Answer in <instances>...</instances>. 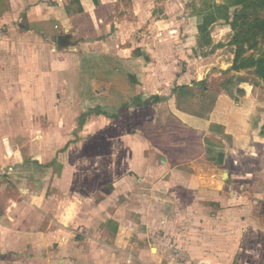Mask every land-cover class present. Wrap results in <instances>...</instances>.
Wrapping results in <instances>:
<instances>
[{
  "label": "crops",
  "instance_id": "1",
  "mask_svg": "<svg viewBox=\"0 0 264 264\" xmlns=\"http://www.w3.org/2000/svg\"><path fill=\"white\" fill-rule=\"evenodd\" d=\"M172 2L0 0L9 28L0 36L1 86L37 106L61 92L71 104L84 86L92 121L100 117L108 136L103 194L79 192L71 168L32 177L27 162L51 166L47 147L28 161L13 149V163L0 150V264H244L256 261L241 258L242 241L264 250L261 83L218 59L209 77L218 86L205 85L219 53L194 57L185 73L172 69L169 36L183 22L182 42L194 43L190 28L201 23L170 17ZM94 147L86 144L88 158L98 156Z\"/></svg>",
  "mask_w": 264,
  "mask_h": 264
},
{
  "label": "rangeland",
  "instance_id": "2",
  "mask_svg": "<svg viewBox=\"0 0 264 264\" xmlns=\"http://www.w3.org/2000/svg\"><path fill=\"white\" fill-rule=\"evenodd\" d=\"M173 1L170 3L172 7L171 15L170 17H173L176 19L179 17L178 20L184 21V16L189 15H195L198 19V22H201L199 24V28L196 26L191 27V30H194L195 35L197 36L196 42L193 43L194 40H191L189 45H187L186 42L183 41V36L179 33L182 27L181 25H184L178 23L179 26L176 30L174 35H170L169 38H172L173 41H169L167 45H170L171 48H173V55L169 56L170 60L168 62H173L172 69H174V64L177 66H181L178 68L179 73H185L192 69V66L197 65L196 59L199 57H209L210 55L214 53H219L217 56L216 62L213 61L217 67H214L212 70H208L209 64L204 62L206 75H204L203 83L207 86H218V79L217 77L213 78L211 80L209 77L212 74L211 71L214 72V70H219L217 60L220 59V61H232L231 67L228 69L229 71H237L241 72L243 70H236L233 68L234 58L236 54V45L233 43L234 38V29L231 27V25H224L220 24L219 22L206 21L207 18H209V15L207 13L209 6H212L215 2H223V0H171ZM78 2H72L71 5H74ZM178 4V5H176ZM80 10V9H79ZM180 15V16H179ZM233 19V18H232ZM177 20V21H178ZM16 25V26H15ZM3 25L0 24V36L3 35V31H6L9 28H1ZM50 26L53 27V25L50 22ZM12 27V26H10ZM13 27L16 29L19 27V30H21L20 24H14ZM185 29V28H184ZM56 36V35H55ZM166 37L164 34V30L160 31L158 33V38ZM193 37V35L191 36ZM82 41H85L82 39ZM164 43V39L159 41V44ZM162 43V44H163ZM261 45L260 50H256L249 46V42L246 43L248 48V52L255 53L257 56L259 55L258 52L264 50V43H259ZM80 45V44H77ZM190 49V54L186 50V56L182 53L184 52L186 48ZM67 48V47H65ZM198 57V58H194ZM6 59V57H3ZM185 58V59H184ZM195 60V61H194ZM5 61V60H4ZM3 61V62H4ZM165 62V63H168ZM195 62V63H194ZM203 65V64H202ZM202 68V66H200ZM4 72L7 74L8 71L4 70ZM173 72V70H171ZM177 71H174L176 74ZM182 72V73H181ZM246 74L249 75L250 78L256 80L253 77V74L250 73L248 70H244ZM3 73V75H5ZM122 74L124 71L122 70ZM223 73V77H225L224 70L221 72ZM83 75V74H82ZM97 74L94 75L96 77ZM18 76L13 77V80L17 79ZM19 78V77H18ZM37 79V78H36ZM4 78L0 75V86L4 85ZM10 84H12L10 82ZM0 89V150L5 153L7 161L9 160L10 163L15 162V155L9 154L12 152V150H21L23 151L22 157H21V151L18 153V158H22L25 161L30 160L32 157L37 158L39 155L40 149H44L47 147L48 152H51L53 154V157L48 158V164L51 166H42L37 163H34L35 161L27 162L25 168L26 170L32 171V177H37L39 179L43 178V175L50 172V168H53V171H51L52 175H55V172L67 170V168H71L72 170L76 171V174H72L71 178L74 181H78V188L79 192L81 191V187H85V190H83V194H103L102 192H107L103 188L106 187V178L102 176V160H101V145L102 140L105 138L108 139V136L103 133L107 131L102 132L103 124L101 122L100 117H96L95 121L98 123H95V121H92L93 118H91L93 112L89 109V100L86 97L85 87L82 86V88H79L80 90V100L74 101L71 104L68 102H64V93H59L57 98L51 99V101H48L41 106H37V103L28 101L25 103H22L21 101V90L15 88L16 86H8V90H6V87L1 86ZM13 88V89H12ZM202 88V85H201ZM35 88H32L31 90L34 91ZM260 93L261 95H264V82H261L259 85ZM15 92H14V91ZM12 91V92H11ZM49 92V90H48ZM63 94V95H62ZM159 97V96H158ZM78 99V97H77ZM91 101V100H90ZM40 107V108H39ZM43 107V108H42ZM46 107V108H45ZM45 108V109H44ZM42 110V111H41ZM45 110V111H44ZM58 110L57 113H59L57 116H55L54 111ZM90 111V112H89ZM50 113V114H49ZM80 114H82L80 116ZM48 116H51L49 118ZM83 122H82V121ZM100 122V123H99ZM117 126L122 127L124 126L121 123H116ZM160 125V124H159ZM127 126V125H125ZM163 126V125H161ZM108 127V126H107ZM112 130V129H110ZM116 138L118 135L112 134ZM110 136V139L112 137ZM128 138V137H127ZM132 138V137H131ZM76 139V140H75ZM75 140V141H73ZM68 141V142H67ZM14 142L13 146L11 143ZM67 142V143H66ZM70 142V146H64V143L66 145ZM73 142V143H71ZM86 144H93L95 147L93 149L94 154H98L97 157H93L92 152H89V158L87 156L88 152L86 151ZM72 146V149L69 148ZM14 147V148H13ZM24 148V149H23ZM45 150V149H44ZM54 150H56V154H54ZM33 153L35 155H33ZM37 154V155H36ZM9 158H8V157ZM92 158V159H91ZM94 158V160H93ZM8 161V162H9ZM55 171V172H54ZM60 172V173H61ZM68 172V171H64ZM125 175H129L126 171ZM21 176V175H20ZM85 179V181H83ZM83 181V183H82ZM127 183V187H128ZM30 186V184H29ZM51 188V187H50ZM38 188L35 186L30 187L29 190L37 191ZM255 241L248 246V243L244 244V241L240 243L238 246L239 254L241 253V258L250 257V254L254 256L255 263H250L247 261L244 264H264V250L259 251V247L252 246L254 245ZM248 251H251L249 253Z\"/></svg>",
  "mask_w": 264,
  "mask_h": 264
},
{
  "label": "trees",
  "instance_id": "3",
  "mask_svg": "<svg viewBox=\"0 0 264 264\" xmlns=\"http://www.w3.org/2000/svg\"><path fill=\"white\" fill-rule=\"evenodd\" d=\"M207 13L206 21L231 25L234 29L232 41L237 47L233 68L248 70L256 82H264V50L258 56L248 52L250 47L260 50L259 43H264V0H223L209 6Z\"/></svg>",
  "mask_w": 264,
  "mask_h": 264
},
{
  "label": "water",
  "instance_id": "4",
  "mask_svg": "<svg viewBox=\"0 0 264 264\" xmlns=\"http://www.w3.org/2000/svg\"><path fill=\"white\" fill-rule=\"evenodd\" d=\"M227 174V173H226Z\"/></svg>",
  "mask_w": 264,
  "mask_h": 264
}]
</instances>
